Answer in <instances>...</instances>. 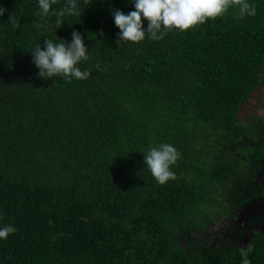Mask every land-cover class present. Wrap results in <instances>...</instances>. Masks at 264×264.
<instances>
[{"label":"trees","instance_id":"obj_1","mask_svg":"<svg viewBox=\"0 0 264 264\" xmlns=\"http://www.w3.org/2000/svg\"><path fill=\"white\" fill-rule=\"evenodd\" d=\"M248 2L118 47L132 0L81 3L58 29L37 27V0H0V227L16 229L0 264H242L248 245L264 264V118L239 120L264 95V0ZM73 31L89 77L40 78L31 50ZM162 143L180 158L159 185L144 155Z\"/></svg>","mask_w":264,"mask_h":264},{"label":"clouds","instance_id":"obj_2","mask_svg":"<svg viewBox=\"0 0 264 264\" xmlns=\"http://www.w3.org/2000/svg\"><path fill=\"white\" fill-rule=\"evenodd\" d=\"M59 0H37L38 8L33 15L38 16L42 23L37 27H43L52 17H55V28L58 29L64 23L66 15H79V5L89 4V0H65L64 7L54 9ZM135 10L124 14L120 10L113 11L114 25L119 29L117 45L121 43H140L147 36L148 39L159 41L172 31H190L209 20L222 18L230 9L235 10V19H244L246 16H255L256 8L248 0H132ZM5 8L0 6V16H3ZM147 21V28L143 27V21ZM8 22L13 29L19 28V20L12 16ZM102 35V33H101ZM53 42L51 39L43 41L44 47L35 45L31 50L32 63L39 69L37 75L42 79L62 77L66 81L75 78L86 80L90 73L82 71L77 65L89 59L88 49L84 45L81 34L77 31L71 33V42L66 43L62 39ZM99 67V65H97ZM180 158L178 150L170 144L162 143L158 146H150L144 155V163L153 179L164 185L169 180H175L176 175L171 171ZM16 229L11 225L0 227V239H7ZM252 251L251 245L240 248L242 264H250L247 256Z\"/></svg>","mask_w":264,"mask_h":264},{"label":"rangeland","instance_id":"obj_3","mask_svg":"<svg viewBox=\"0 0 264 264\" xmlns=\"http://www.w3.org/2000/svg\"><path fill=\"white\" fill-rule=\"evenodd\" d=\"M264 73V71H263ZM256 114L258 117L264 118V95L260 91H256L251 95L250 100L247 101L239 114V120Z\"/></svg>","mask_w":264,"mask_h":264}]
</instances>
